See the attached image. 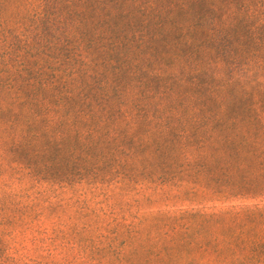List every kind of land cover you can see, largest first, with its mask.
<instances>
[{"label": "rangeland", "instance_id": "374dc122", "mask_svg": "<svg viewBox=\"0 0 264 264\" xmlns=\"http://www.w3.org/2000/svg\"><path fill=\"white\" fill-rule=\"evenodd\" d=\"M232 205L264 206V0H0V264Z\"/></svg>", "mask_w": 264, "mask_h": 264}, {"label": "trees", "instance_id": "16d2710c", "mask_svg": "<svg viewBox=\"0 0 264 264\" xmlns=\"http://www.w3.org/2000/svg\"><path fill=\"white\" fill-rule=\"evenodd\" d=\"M126 227L139 244L110 242L117 264H264V206L165 212Z\"/></svg>", "mask_w": 264, "mask_h": 264}]
</instances>
